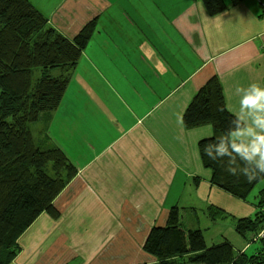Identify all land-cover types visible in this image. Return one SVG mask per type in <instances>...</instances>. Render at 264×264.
Masks as SVG:
<instances>
[{
    "label": "crops",
    "instance_id": "1",
    "mask_svg": "<svg viewBox=\"0 0 264 264\" xmlns=\"http://www.w3.org/2000/svg\"><path fill=\"white\" fill-rule=\"evenodd\" d=\"M222 2L215 15L202 0H59L45 9L42 15L66 38L95 21L47 125L76 173L53 200L59 218L37 217L18 239L21 252L11 264H157L142 247L172 208L184 231L219 233L208 245L202 234L207 248L227 241L236 255L245 254L247 245L234 247L225 231L253 220L264 204L216 186L198 149L212 128L182 122L213 77L232 116L243 95L238 86L264 87V0ZM209 209L222 212L215 222Z\"/></svg>",
    "mask_w": 264,
    "mask_h": 264
},
{
    "label": "trees",
    "instance_id": "2",
    "mask_svg": "<svg viewBox=\"0 0 264 264\" xmlns=\"http://www.w3.org/2000/svg\"><path fill=\"white\" fill-rule=\"evenodd\" d=\"M202 2L209 15L224 8L222 0ZM46 25V18L28 0H0V109L10 102L8 113L0 119V136L7 146L0 152V264H11L18 238L42 212L51 211L53 200L75 173L58 148L36 142L33 128L47 124L68 84V77L51 78L48 70H67L75 64L79 51L90 38L93 24L79 32L73 44ZM35 68L41 69L42 75L32 82ZM233 119L225 109L223 91L215 77L198 90L182 116L187 129L212 128L213 136L198 143L199 152L214 173V184L241 198L255 180L249 182L242 174L231 175L226 170L227 157L214 161L204 152L208 144L228 132ZM49 163L52 176L47 174ZM221 214L215 209L207 212L211 222ZM263 227L264 211L258 212L253 220H237L235 231L244 236ZM261 244L255 255H236L227 241L207 248L201 231H184L178 210L172 208L164 227L150 229L142 250L158 264H177L174 260L185 256L188 262L202 258L205 264H264V239Z\"/></svg>",
    "mask_w": 264,
    "mask_h": 264
},
{
    "label": "clouds",
    "instance_id": "3",
    "mask_svg": "<svg viewBox=\"0 0 264 264\" xmlns=\"http://www.w3.org/2000/svg\"><path fill=\"white\" fill-rule=\"evenodd\" d=\"M239 110L234 113L228 132L208 144L205 155L211 160L227 157L226 170L231 175H244L249 182L264 174V87L251 83L238 86ZM243 166H241V163ZM260 236H264L261 231Z\"/></svg>",
    "mask_w": 264,
    "mask_h": 264
},
{
    "label": "rangeland",
    "instance_id": "4",
    "mask_svg": "<svg viewBox=\"0 0 264 264\" xmlns=\"http://www.w3.org/2000/svg\"><path fill=\"white\" fill-rule=\"evenodd\" d=\"M58 1L59 0H47V4H46V6H45V3L44 4H42V1L40 2V3H34V6L36 7V9L37 10H39L40 12H41V14L42 13H46V10L45 9H47L48 11L49 10H51L57 3H58ZM71 1H75V0H71ZM71 3V2H70ZM70 3H66V5L67 4H70ZM62 5H64V3H62ZM45 6V7H44ZM73 8H72V10H75V7L74 6H72ZM114 10H115V8H114ZM118 12V13H117ZM50 13V12H49ZM48 13V14H49ZM115 13L116 14H119V10H117V11H115ZM46 21H47V27H49V28H51V29H53L54 31H56L58 34H60L68 43H71V44H73V42H74V38H66L62 33H59V31L56 29H54L53 27H51V25L49 24V22H48V19H46ZM95 22V21H94ZM94 22L92 23V24H94ZM91 23V22H90ZM89 23H87L84 27H83V29L88 25ZM94 26H95V24H94ZM94 26H93V30H92V32L90 33V36L92 37V35H93V33H94ZM82 29V30H83ZM81 30V31H82ZM80 31V32H81ZM78 34H79V32H78ZM77 34V35H78ZM91 37H90V39H91ZM89 39V40H90ZM89 40H88V42H89ZM88 42L86 43V45H85V47L81 50V51H79V55H78V57H77V59H76V62H75V64L73 65V66H70L69 67V69H61V68H52V69H49L48 70V72H47V75L49 76V77H51V78H56V79H61V78H67L68 77V79L70 80V77L72 76V73H73V71H74V69L77 67V65L80 63V61H81V57H82V54H83V51L85 50V48H86V46H87V44H88ZM42 70L41 69H39V68H35V69H33L32 70V82H35L36 80H38V79H40V77H41V75H42V72H41ZM69 80H68V82H69ZM3 88L10 94V91L8 90V88H7V86L5 85V84H3ZM10 109V102H8L7 104H5V105H2V107H1V109H0V119L1 118H4L5 117V115L8 113V110ZM47 125H48V122H47V124L46 125H44V124H38L37 125V127L36 128H33L34 129V133H33V135H34V138H35V140H36V142H39V141H41L42 142V144L44 145V146H46L47 148L48 147H52L53 146V143H52V141H51V139H50V137H49V133H48V131H47ZM54 147V146H53ZM7 148V146H6V143H5V141L3 140V138H2V136H0V152L1 151H3V150H5ZM47 166H49L48 167V172H47V174H49L50 176H52V164L51 163H49V164H47ZM75 173H76V171H75ZM75 173H74V175H75ZM62 175H64V172H62L61 173ZM73 175V176H74ZM73 178V177H72ZM71 178V179H72ZM70 179V180H71ZM70 180L67 182V184L70 182ZM66 184V185H67ZM65 185V186H66ZM64 189V188H63ZM62 189V190H63ZM61 190V191H62ZM60 191V192H61ZM57 197V196H56ZM263 198H264V174H262L261 176H259L256 180H255V182H254V184H253V186L247 191V195H246V200L250 203V204H253L254 206H258L259 207V205H263L264 204V202L262 201L263 200ZM260 208V207H259ZM42 214H47V215H49V216H52L53 218H55V220L57 219V218H59V214H58V212H57V210H55V208L53 207V202H52V209H51V211H48V212H42L40 215H42ZM39 215V216H40ZM38 216V217H39ZM202 221H201V223H203L206 219H201ZM212 225H213V223H211ZM164 227V226H163ZM221 230V228H216V232H219ZM202 231H203V228H202ZM261 231H264V227L260 230V231H258L257 233H255L254 232V236H260L259 234H260V232ZM23 234V233H22ZM21 234V235H22ZM202 234L203 235H205V239H206V243H207V245L208 244H210L211 242H210V239H211V241L213 240V241H217L218 239H220L219 238V233L216 235V233L215 234H212V233H207V234H205V232H202ZM225 235L228 237L227 239L232 243V245L234 246V247H237V246H239L240 244H241V247H245L246 245H247V247L245 248L246 250H245V254L246 255H252L253 254V250H254V248L255 247H257L258 245H260V246H262V244H261V241L260 240H262V239H264V237L263 238H249L250 236H249V234H248V236H247V238H245V236H243V235H240V234H238L235 230H233V232H231V231H225ZM224 235V236H225ZM217 236V237H216ZM20 238V237H19ZM18 238V239H19ZM251 241L253 242V243H251ZM254 242H256V243H254ZM213 243H215V245H218V243H216V242H213ZM239 243V245H237ZM220 244V243H219ZM257 251V250H256ZM21 252V248H20V245H19V242H18V240H17V251H16V254H15V256H14V258H13V260H12V262L15 260V258L18 256V254ZM258 252V251H257ZM236 253V252H235ZM256 254V253H255ZM254 254V255H255ZM188 256H185V257H183V258H181V259H175L174 260V262L175 263H177V264H194V263H190V262H193V261H195V260H201L202 258H199V259H195V260H192V261H189L188 262V258H187ZM11 262V263H12ZM157 264H158V262H157Z\"/></svg>",
    "mask_w": 264,
    "mask_h": 264
},
{
    "label": "built area",
    "instance_id": "5",
    "mask_svg": "<svg viewBox=\"0 0 264 264\" xmlns=\"http://www.w3.org/2000/svg\"><path fill=\"white\" fill-rule=\"evenodd\" d=\"M260 237L263 238L264 236H257V238H260Z\"/></svg>",
    "mask_w": 264,
    "mask_h": 264
}]
</instances>
